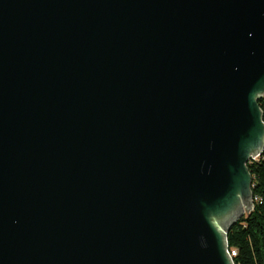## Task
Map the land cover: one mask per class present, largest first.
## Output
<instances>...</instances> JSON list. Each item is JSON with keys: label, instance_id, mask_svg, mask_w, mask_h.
Here are the masks:
<instances>
[{"label": "water", "instance_id": "obj_1", "mask_svg": "<svg viewBox=\"0 0 264 264\" xmlns=\"http://www.w3.org/2000/svg\"><path fill=\"white\" fill-rule=\"evenodd\" d=\"M263 95L264 0H0V264H234Z\"/></svg>", "mask_w": 264, "mask_h": 264}, {"label": "trees", "instance_id": "obj_2", "mask_svg": "<svg viewBox=\"0 0 264 264\" xmlns=\"http://www.w3.org/2000/svg\"><path fill=\"white\" fill-rule=\"evenodd\" d=\"M259 105L264 119V95ZM248 167L253 176V207L230 226L228 244L235 251L234 264H264V150Z\"/></svg>", "mask_w": 264, "mask_h": 264}, {"label": "built area", "instance_id": "obj_3", "mask_svg": "<svg viewBox=\"0 0 264 264\" xmlns=\"http://www.w3.org/2000/svg\"><path fill=\"white\" fill-rule=\"evenodd\" d=\"M233 253H235V251H234V250H232V251L230 252V254H231V255H233Z\"/></svg>", "mask_w": 264, "mask_h": 264}, {"label": "rangeland", "instance_id": "obj_4", "mask_svg": "<svg viewBox=\"0 0 264 264\" xmlns=\"http://www.w3.org/2000/svg\"><path fill=\"white\" fill-rule=\"evenodd\" d=\"M246 214V213H245Z\"/></svg>", "mask_w": 264, "mask_h": 264}]
</instances>
